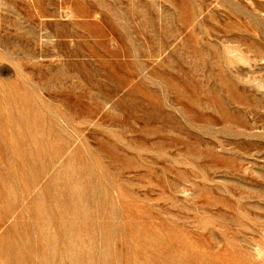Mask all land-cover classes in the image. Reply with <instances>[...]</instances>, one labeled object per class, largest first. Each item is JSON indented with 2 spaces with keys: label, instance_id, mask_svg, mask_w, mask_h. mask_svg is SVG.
<instances>
[{
  "label": "rangeland",
  "instance_id": "rangeland-1",
  "mask_svg": "<svg viewBox=\"0 0 264 264\" xmlns=\"http://www.w3.org/2000/svg\"><path fill=\"white\" fill-rule=\"evenodd\" d=\"M0 264H264V0H0Z\"/></svg>",
  "mask_w": 264,
  "mask_h": 264
},
{
  "label": "bare ground",
  "instance_id": "bare-ground-1",
  "mask_svg": "<svg viewBox=\"0 0 264 264\" xmlns=\"http://www.w3.org/2000/svg\"><path fill=\"white\" fill-rule=\"evenodd\" d=\"M262 251V250H261ZM260 253V252H259Z\"/></svg>",
  "mask_w": 264,
  "mask_h": 264
}]
</instances>
